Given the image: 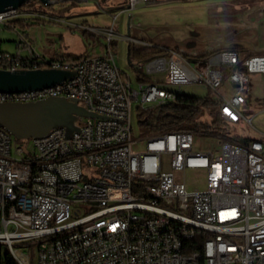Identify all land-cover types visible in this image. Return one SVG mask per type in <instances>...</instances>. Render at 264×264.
I'll return each instance as SVG.
<instances>
[{
    "label": "built area",
    "instance_id": "built-area-1",
    "mask_svg": "<svg viewBox=\"0 0 264 264\" xmlns=\"http://www.w3.org/2000/svg\"><path fill=\"white\" fill-rule=\"evenodd\" d=\"M151 1L127 0L122 12ZM20 14H0V27L12 28ZM17 33L16 53L0 52V70L54 65L76 75L32 95H0V104L48 93L101 119L80 118L70 139L64 129L27 141L0 132V264H30L16 248L31 243L36 264H264V138L241 145L218 135L245 120L253 91L264 94V55L232 49L191 59L160 48L165 55L143 62L149 82H133L110 43L106 57L48 60ZM184 86L211 93L223 126L134 139V112L157 117ZM188 174L203 189L190 190Z\"/></svg>",
    "mask_w": 264,
    "mask_h": 264
},
{
    "label": "rangeland",
    "instance_id": "rangeland-1",
    "mask_svg": "<svg viewBox=\"0 0 264 264\" xmlns=\"http://www.w3.org/2000/svg\"><path fill=\"white\" fill-rule=\"evenodd\" d=\"M97 1L67 6L65 8L69 11L61 13L43 6V12L48 13L46 16L20 14L13 23L24 21L25 28L20 25L13 26L16 29L0 27L1 52L16 53L17 31L22 32L37 52L49 60L106 57L110 43L118 47L114 51L117 66L133 82L139 80L136 71L146 74V70L143 62L142 65L135 63L138 70L131 68V61L130 64L128 62L130 44L142 47L141 43H148L166 50L181 51L191 59L194 55L232 49L242 58L264 55V0H155L141 2L135 9L124 12L108 10L128 6L127 0ZM32 6L39 8L34 2ZM55 15L66 17L59 20ZM39 19L43 22L38 23ZM151 78L163 80L164 76ZM181 92L196 98L212 97L199 86H184ZM243 116L245 120L227 126L218 135L241 145L264 138V94L260 88L253 91L249 109ZM212 119L205 115L200 121L206 123ZM132 125L134 139H145L151 134L139 125L136 112ZM197 137L195 146L202 148L207 141L200 140L204 137ZM135 149L136 152L143 151L142 147ZM205 149L211 151L210 147ZM87 180L86 177L83 182ZM187 180L190 190L203 189V180L195 175L188 174ZM23 252L29 253L30 264H36L37 245L31 243L16 248L17 255Z\"/></svg>",
    "mask_w": 264,
    "mask_h": 264
},
{
    "label": "water",
    "instance_id": "water-1",
    "mask_svg": "<svg viewBox=\"0 0 264 264\" xmlns=\"http://www.w3.org/2000/svg\"><path fill=\"white\" fill-rule=\"evenodd\" d=\"M35 1L49 7L53 3L59 4L68 0H0V14L19 12L23 5ZM127 7L111 8L108 12L123 11ZM55 17L64 19L66 15ZM128 62L130 64L129 51ZM75 75L74 71L60 69L0 70V91L18 93L47 89L72 80ZM80 118L101 119L100 116L80 106L78 101L64 98H48L35 103L0 104V127L18 141L42 138L57 129H64L66 138L70 139L74 133L80 131L77 125Z\"/></svg>",
    "mask_w": 264,
    "mask_h": 264
},
{
    "label": "trees",
    "instance_id": "trees-1",
    "mask_svg": "<svg viewBox=\"0 0 264 264\" xmlns=\"http://www.w3.org/2000/svg\"><path fill=\"white\" fill-rule=\"evenodd\" d=\"M204 1V0H195ZM37 5H41L40 8H34L32 6L33 2L22 6V10L19 12L23 14H44L43 5L39 1H35ZM158 4V3H155ZM65 6H59V11L63 12L69 11V8H64ZM49 8H52L49 6ZM65 19V18H64ZM38 23L43 22L42 20H37ZM20 25L25 28V22L17 21L12 23V26ZM11 29L10 27H8ZM111 49L113 51L117 50V45L111 44ZM129 59L131 61V68L135 69V65L145 61L152 60L156 57L165 55L166 52L158 47L146 48L140 47L138 45L130 44L128 47ZM214 52L208 53V55L214 54ZM135 59V61H134ZM80 60V59H78ZM73 59H66V61H78ZM136 63V64H135ZM139 75V81L149 82L143 74L139 71L136 72ZM211 116L213 119L211 122L202 123L200 120L205 116ZM137 117L139 118V125L145 127L150 132H173L179 130H194V129H208V130H219L223 126V121L220 119L218 112V104L209 98H196L186 95H179L175 103L167 105L164 107L157 117H154L152 112H143L141 109L137 110ZM156 123V125L154 124ZM7 263H11L7 261Z\"/></svg>",
    "mask_w": 264,
    "mask_h": 264
},
{
    "label": "bare ground",
    "instance_id": "bare-ground-1",
    "mask_svg": "<svg viewBox=\"0 0 264 264\" xmlns=\"http://www.w3.org/2000/svg\"><path fill=\"white\" fill-rule=\"evenodd\" d=\"M44 69H54V65H44ZM47 89H40V90H34V91H42V90H49ZM33 90L30 91H22L18 93L10 92V96H19V95H32ZM8 94V92H2L0 91V95ZM48 99V93H41L38 95V102L42 100ZM27 103H34V98H27ZM0 132L6 133V135H10L8 132H6L3 128L0 127ZM136 207H143V200H136Z\"/></svg>",
    "mask_w": 264,
    "mask_h": 264
},
{
    "label": "flooded vegetation",
    "instance_id": "flooded-vegetation-1",
    "mask_svg": "<svg viewBox=\"0 0 264 264\" xmlns=\"http://www.w3.org/2000/svg\"><path fill=\"white\" fill-rule=\"evenodd\" d=\"M92 0H89L88 1V3L89 2H91ZM93 1H96V2H98L97 0H93ZM75 4H81V3H77V2H75V1H70V0H68L67 2L66 1H64V2H61V3H59V4H55V3H53L52 5H51V7L52 8H54L55 10H57L56 8H59V6H65V7H67V6H73V5H75ZM85 4H87V3H85ZM58 6V7H57ZM37 7H41V5H37ZM64 7V8H65Z\"/></svg>",
    "mask_w": 264,
    "mask_h": 264
},
{
    "label": "crops",
    "instance_id": "crops-1",
    "mask_svg": "<svg viewBox=\"0 0 264 264\" xmlns=\"http://www.w3.org/2000/svg\"><path fill=\"white\" fill-rule=\"evenodd\" d=\"M84 4H85V3H84ZM45 16H46V15H45ZM41 18H42V17H41ZM45 18H46V17H44V18H42V19L45 20ZM40 20H41V19H40ZM53 20H54V19H53ZM59 20H61V19H59ZM23 22H24V21H23ZM27 24H28V23H27ZM1 43H2V41L0 40V52L2 51V50H1V47H2V46H1ZM31 44H32V43H31ZM32 45H33V44H32ZM33 46H34V45H33ZM44 58H46V57H44ZM46 59H47V58H46ZM48 60H49V59H48Z\"/></svg>",
    "mask_w": 264,
    "mask_h": 264
}]
</instances>
